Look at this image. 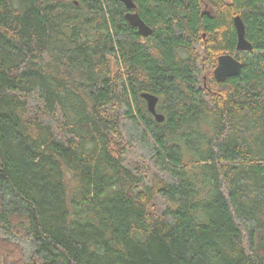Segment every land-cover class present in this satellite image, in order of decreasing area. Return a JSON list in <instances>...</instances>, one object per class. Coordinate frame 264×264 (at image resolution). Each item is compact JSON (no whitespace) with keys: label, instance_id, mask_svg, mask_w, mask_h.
I'll list each match as a JSON object with an SVG mask.
<instances>
[{"label":"trees","instance_id":"16d2710c","mask_svg":"<svg viewBox=\"0 0 264 264\" xmlns=\"http://www.w3.org/2000/svg\"><path fill=\"white\" fill-rule=\"evenodd\" d=\"M134 2L0 0V264H264V0Z\"/></svg>","mask_w":264,"mask_h":264},{"label":"water","instance_id":"95a60500","mask_svg":"<svg viewBox=\"0 0 264 264\" xmlns=\"http://www.w3.org/2000/svg\"><path fill=\"white\" fill-rule=\"evenodd\" d=\"M127 9L125 19L137 32L146 37L152 33V29L135 11L134 0H119ZM208 13V12H206ZM233 25L236 32V49L246 51L251 49V43L245 37V26L239 15L233 17ZM204 36V35H203ZM241 62L230 54H221L218 56L216 65L213 69V76L216 82L220 83L229 77L237 76L241 71ZM140 96L145 100L147 110L153 115L157 122H162L164 116L162 113L156 111V104L158 97L152 93L142 92Z\"/></svg>","mask_w":264,"mask_h":264},{"label":"rangeland","instance_id":"374dc122","mask_svg":"<svg viewBox=\"0 0 264 264\" xmlns=\"http://www.w3.org/2000/svg\"><path fill=\"white\" fill-rule=\"evenodd\" d=\"M203 37L205 38V36H203ZM205 73H206V71H204V74L202 75V77H205L204 76ZM129 148H130V151L127 154V162L131 161V162L143 163L144 160L147 159V157L145 158V156H143L144 151L138 144H133L130 142Z\"/></svg>","mask_w":264,"mask_h":264},{"label":"flooded vegetation","instance_id":"af4514ba","mask_svg":"<svg viewBox=\"0 0 264 264\" xmlns=\"http://www.w3.org/2000/svg\"><path fill=\"white\" fill-rule=\"evenodd\" d=\"M216 83H218V82H216Z\"/></svg>","mask_w":264,"mask_h":264}]
</instances>
